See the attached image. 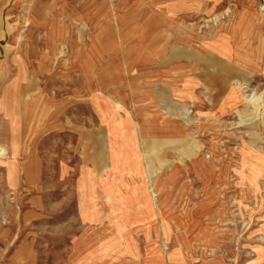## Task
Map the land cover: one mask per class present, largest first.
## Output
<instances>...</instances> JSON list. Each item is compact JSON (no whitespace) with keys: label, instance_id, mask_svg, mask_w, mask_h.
<instances>
[{"label":"rangeland","instance_id":"1","mask_svg":"<svg viewBox=\"0 0 264 264\" xmlns=\"http://www.w3.org/2000/svg\"><path fill=\"white\" fill-rule=\"evenodd\" d=\"M64 1L0 0V264H82L102 239L93 264H264V76L244 70H264V0ZM146 20L152 60L131 65ZM87 37L112 58L87 59ZM149 85L174 89L150 110L185 113L183 137L123 122Z\"/></svg>","mask_w":264,"mask_h":264},{"label":"crops","instance_id":"2","mask_svg":"<svg viewBox=\"0 0 264 264\" xmlns=\"http://www.w3.org/2000/svg\"><path fill=\"white\" fill-rule=\"evenodd\" d=\"M146 21L147 22L144 25L146 28V31L145 30L139 31V32L136 31L135 34L133 35V41L132 42L128 43L126 41H123L124 45L126 44L127 51H125V53L123 52L122 56L125 59L133 60L134 62L131 65H135V64L137 65V63L139 65H141V64L146 65V64H148L146 61L152 60L151 52H149V51H150V48L153 46V44L156 43L155 40H157V39H155V37H153V34H149L153 30L149 29L150 27H152L149 25L150 20H146ZM147 27H148V29H147ZM76 42H77L76 44L79 43L77 41V39H76ZM80 43H82V42H80ZM84 43H86L85 44L86 49L89 50V52L87 54L88 55L87 59H90V56H92L93 54H95V55L98 54L101 58H104V56H105L104 52L107 51L106 47L103 45L104 42L100 46H99V44H100L99 42H95L97 45V47H95L93 45L94 44L93 40L87 37V39H85ZM128 44L133 45V46H134V44H137V45L144 44L146 52L141 51V49H142L141 46L130 48L127 46ZM78 48H80V47L78 45H76V49H78ZM114 55H112V56H114ZM99 56H97V57L100 58ZM105 57L108 59L112 58L109 50L106 52ZM95 58H96V56H95ZM221 58L225 59L224 57H221ZM244 70H246L248 74L250 73V76H251L249 79L247 78V80L245 82L252 79L253 76H256L260 79H263V77H261V75L264 76L263 68H256L255 69L256 74H254V71L253 72L251 71V68H245ZM185 74H184V76L186 77V79L190 80L187 78L188 75L187 74L185 75ZM171 80L175 81L174 78H171ZM149 86H151V87H149V89H147V91H141L137 95H135V94L132 95V93L130 95H128V98H126L125 106L132 109L133 114H132V116H128V115H127V117L123 116V118H129V119H125V121H123V122H126V124H128L130 122H131V124L135 123V124H137V129L139 128L143 132H146V133L149 132V130H152L154 132H158L156 134L158 137H163V138H180V137H183L187 133V122L184 119L187 117L183 116V115H185V113H183V115H179V113L177 114V113H173V112L169 113V111H166V107H165V110L159 108V110H160L159 113L161 115H158L157 113L150 110V109H153V107H152L153 103H157V104H161V105L165 106L166 100L168 98L169 99L172 98V93H173L174 89H172V87H170V85H168V88L167 87H160L161 85L160 86L149 85ZM169 87H170V89H169ZM236 88H233V93L237 92ZM186 89L189 92V88L186 87ZM85 92H87L88 94L89 93L91 94L90 90L88 91L87 89H85ZM235 98L236 97H234V99ZM100 99H101L100 103L97 105L96 108L104 117L107 114L109 115V113L107 112L109 104L107 103L106 99L103 96H101ZM194 107H195L194 109H198V106L195 105ZM129 131H131V130H129ZM112 153H113V151H112ZM126 153H127V151H126ZM115 154L117 155V153H115Z\"/></svg>","mask_w":264,"mask_h":264},{"label":"bare ground","instance_id":"3","mask_svg":"<svg viewBox=\"0 0 264 264\" xmlns=\"http://www.w3.org/2000/svg\"><path fill=\"white\" fill-rule=\"evenodd\" d=\"M64 2H66V3H64V4H62V6H63V9H65L66 10V7H67V0H65ZM101 3H102V1H101ZM264 3V2H263ZM263 3H261L260 4V7H259V9H262L261 7L263 6ZM250 10H251V17H253L254 18V16L257 18H259L260 17V13H259V11H256V10H253V9H251L250 8ZM74 11V10H73ZM64 12H66V11H64ZM67 13H68V10H67ZM255 13V14H254ZM69 14H70V12H69ZM58 15V14H57ZM65 16H67V15H65ZM57 17V16H56ZM56 17H54V19L56 18ZM60 18H62V17H60ZM66 19V18H65ZM57 21V20H56ZM62 21V20H61ZM63 21H64V19H63ZM67 21H68V19H67ZM66 21V22H67ZM53 22V21H52ZM60 22V21H59ZM57 23V22H56ZM62 23V22H61ZM64 30V29H63ZM63 33V32H62ZM63 35V34H62ZM16 38L17 37H19L18 35H16L15 36ZM54 38V37H53ZM206 60V59H205ZM207 62H209V63H211V61H208V60H206ZM203 63V62H202ZM205 64V63H204ZM207 64V63H206ZM215 65H216V63H215ZM213 70H214V68H213ZM222 72V71H221ZM221 75V74H220ZM218 76V75H217ZM226 76V75H225ZM220 79V78H219ZM164 86V85H163ZM214 88V87H213ZM215 89V88H214ZM4 90V89H3ZM219 98V97H218ZM252 98V97H251ZM251 98H249V99H251ZM254 98V97H253ZM249 101V100H248ZM164 102V101H163ZM218 102V101H217ZM171 103V102H170ZM250 103V102H249ZM171 106V105H170ZM167 107V106H166ZM18 112V111H17ZM0 113H2L3 115H7V114H9V112H8V106H7V104L5 103V102H3V101H1L0 102ZM177 115V114H176ZM180 115V114H179ZM43 116V115H42ZM183 116H185V115H183ZM41 118V117H40ZM261 127V126H260ZM247 132V131H246ZM251 132V131H250ZM253 135V134H252ZM256 135V134H255ZM181 138V137H180ZM183 139V138H182ZM181 139V140H182ZM155 144V143H154ZM157 145V144H156ZM146 148V147H145ZM158 148V147H157ZM180 148V147H179ZM2 149H6V147H3V146H0V150H2ZM151 149V148H150ZM191 149V148H190ZM178 150V149H177ZM148 151V150H147ZM4 152H0V154H3ZM13 156V155H12ZM151 156V155H150ZM4 158L5 159H3V164L7 167L8 165H9V161H8V158L9 157H7L6 155L4 156ZM14 158V157H13ZM158 158V157H157ZM152 159V158H151ZM155 159V158H154ZM153 160V159H152ZM147 161V160H146ZM155 163H157V162H155ZM166 163V162H165ZM158 167V166H157ZM163 167V166H162ZM7 169V168H6ZM163 169V168H162ZM8 171V170H7ZM29 171V170H28ZM102 171V170H101ZM6 174V176L8 177V182H10L11 183V175H10V173H9V171L8 172H5ZM28 174V173H27ZM100 175V174H99ZM26 176V175H25ZM153 185V184H152ZM166 186H167V184H163V185H161V187H155V191H153V194H155V193H157V194H159L160 193V191H162V190H164V189H166ZM125 188H127L125 191H128V190H131V188H132V184L131 185H126L125 186ZM166 190H168V186H167V189ZM144 192H146V191H144ZM91 194V193H90ZM108 196H106V198H107ZM117 197H119L118 195H117ZM123 197V196H122ZM130 197V196H129ZM142 197V196H141ZM158 197V196H157ZM145 198V197H144ZM156 198V197H155ZM117 199V198H116ZM128 199H130V198H128ZM149 199V198H148ZM157 199V198H156ZM108 200H109V198H108ZM127 200V199H126ZM163 200V199H162ZM137 201V200H136ZM141 201V200H140ZM146 201V200H145ZM153 201V200H152ZM131 202V201H130ZM119 205V204H118ZM164 205V202L163 201H161V199L160 200H158L157 202H155V206L158 208V210L163 214V219H162V221H161V228L163 229V232H164V234H165V236H166V238H168V233H170L172 230V226H174V224L175 223H173L172 221H169L168 219H166L165 218V216H168V215H170V213H171V208H170V206L169 205H165V206H163ZM120 206V205H119ZM153 206V205H152ZM142 207H143V205H142ZM140 209H141V207H140ZM122 210V209H121ZM197 212V213H196ZM116 213V212H115ZM117 213H118V211H117ZM199 210H197V211H195V212H193V215H192V213H191V219H193V221L194 222H197V225H196V227H195V229L196 230H198L197 231V233H199V234H201V233H203L204 232V228H202L201 226H200V222H199V218H198V216H199ZM122 214V213H121ZM120 215V214H119ZM118 217V216H117ZM131 219V218H130ZM117 220V219H116ZM150 220H152V218H150ZM135 221V220H134ZM127 222H128V220H127ZM137 222V221H136ZM124 223V222H123ZM131 223V222H130ZM130 223H129V225H130ZM190 223V222H189ZM135 224V223H134ZM191 224H192V221H191ZM131 225H132V223H131ZM167 227V229H165V227ZM189 227V231L191 232V231H195V229H193L192 230V225H188ZM131 227V226H130ZM143 227V226H142ZM164 227V228H163ZM117 229V228H116ZM120 229V228H119ZM116 231V230H115ZM133 232V231H132ZM130 233V232H129ZM93 234V233H92ZM205 236L208 238V237H210L211 236V234H212V232L211 231H209V230H207V231H205ZM122 235L120 234V236L119 237H121ZM91 237V236H90ZM92 238V237H91ZM123 238H124V236H123ZM90 239V238H89ZM94 240H96L95 238H94ZM83 241V240H82ZM86 241H89L88 239L86 240ZM91 241V240H90ZM122 241V246L125 248V251H129L130 253H132L133 255H137V253H138V251H139V249H140V247H139V244H138V242H137V240H135L134 238L132 239V240H130L129 238H127L126 237V239L124 238V240H121ZM93 242V241H92ZM81 243V242H80ZM84 244V243H83ZM88 244V243H87ZM86 244V245H87ZM89 244H90V242H89ZM80 245V244H79ZM86 245H85V247H86ZM94 245V244H93ZM97 247L96 248H88L87 247V249L85 250V252L87 253L86 254V257H84V261L82 262V264H93V261L94 260H96V259H100V260H104L103 258H104V256L102 255V254H99V253H102V252H104L106 249H109L110 247V244L109 243H107L106 241H104V239H102V240H97ZM95 245V246H96ZM129 247H128V246ZM96 250H98V251H96ZM76 251V250H75ZM83 252V251H82ZM77 254V253H76ZM80 254V253H79ZM78 254V255H79ZM74 255V254H73ZM82 256V255H81ZM156 257V255H150L149 257H148V260H150V261H152L154 258ZM82 258H83V256H82ZM81 258V259H82ZM76 259H78V257L76 258ZM81 261V260H80ZM101 261V262H102ZM76 262V261H75ZM80 264V263H79Z\"/></svg>","mask_w":264,"mask_h":264}]
</instances>
